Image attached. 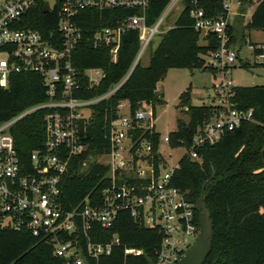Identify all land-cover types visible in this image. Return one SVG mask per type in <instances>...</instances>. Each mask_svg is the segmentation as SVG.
<instances>
[{
	"label": "built area",
	"instance_id": "obj_1",
	"mask_svg": "<svg viewBox=\"0 0 264 264\" xmlns=\"http://www.w3.org/2000/svg\"><path fill=\"white\" fill-rule=\"evenodd\" d=\"M207 1L185 3L194 28L219 41L216 50L205 56L206 64L223 74L214 83L218 112L198 128L189 146L174 147L171 131L163 135L157 130L152 103L143 101L134 112L129 107V113L122 115V101L119 116L111 122L105 136L107 149L80 163L83 171L102 165L100 183L69 209L63 198V181L72 161L90 148L85 139L95 112L93 105L114 93L130 75L129 72L102 95L77 96L84 76L89 87L99 85L106 76L101 68H86L83 73L74 64L73 52L86 36L81 12L124 10L115 24L96 29L87 40L94 48L108 47L116 61L123 34L136 30L141 47L135 62L160 32L166 13L148 25L150 0H0V87L7 88L15 74L34 73L41 76L47 95V100L0 124V227L27 230L38 241L51 245L64 264H84L81 250L88 260L91 257L97 261L119 247H123L126 257L143 255L142 248L123 244L118 233L106 241L96 240L95 226L111 230L119 215L127 212L136 221L161 230L162 239L153 264H179L200 232L196 202L188 198L187 190L172 182L181 158L187 154L202 163L199 148L215 144L225 133L254 120L253 108H238L232 101L236 85L227 75L237 59L230 25L242 14L240 1L237 0L239 7L233 11L232 0H220L223 14L219 16H209ZM176 2H182L185 8L184 0ZM45 3L49 4L48 12H43ZM39 9L44 14L54 13L57 26L48 30L33 27ZM256 46L264 48L263 43ZM39 109L45 110L43 144L24 157L10 129L16 121ZM156 131L160 137L155 151ZM180 148L184 155L177 161L171 160Z\"/></svg>",
	"mask_w": 264,
	"mask_h": 264
},
{
	"label": "trees",
	"instance_id": "obj_2",
	"mask_svg": "<svg viewBox=\"0 0 264 264\" xmlns=\"http://www.w3.org/2000/svg\"><path fill=\"white\" fill-rule=\"evenodd\" d=\"M169 0H150L147 24L153 25L165 10ZM240 11L246 13L255 2L250 19L240 23L244 34L249 30L264 32V0H239ZM186 0H184V3ZM209 16L223 14L220 0H208ZM122 9L85 10L81 12V25L85 37L73 52L75 66L84 73L86 68L98 67L106 73L97 86L89 87L87 77L78 97L92 98L108 92L131 70L140 51L141 43L136 30H127L122 36L118 58L112 60L108 47L94 48L87 37L98 28L115 24L124 15ZM238 18V17H237ZM54 13L44 14L39 9L33 27L48 30L57 26ZM48 26V27H47ZM234 25H230V33ZM203 41H200V37ZM233 40V36H232ZM219 41L196 30L185 8L177 17L173 27L161 34V40L153 48L148 65L138 63L126 81L114 93L93 105L94 116L86 132L90 148L82 157L72 161L62 186L65 206L71 209L99 185L104 172L102 165L89 171L81 170V162L91 154L107 149L106 133L111 122L118 118V106L128 101L135 111L143 101L157 105L166 103L164 95L157 93L168 68L200 69L217 73V69L206 64L205 56L216 50ZM264 44V42H263ZM254 54L264 56V48L254 44ZM248 65L247 63H245ZM264 67V58L260 63ZM47 100L46 89L39 74H15L7 88L0 87V124L10 120L24 109ZM232 101L238 108L254 109V120L245 121L233 131L225 133L215 144L199 148L202 163L184 155L175 172L173 184L188 191V198L196 202L202 192L214 235L212 250L203 264H264V84L235 86ZM180 105L186 107L189 120H177V127L170 132L171 145L189 146L198 128L218 112L219 106L212 103L192 104L191 93L181 96ZM45 110H36L16 121L10 131L15 138L19 153L27 157L43 144ZM160 133H154V150H157ZM156 160L159 161L157 156ZM204 184L206 186L204 187ZM97 241L111 239L118 233L123 244L142 248L150 259L155 260L162 232L136 221L129 213H122L111 230L100 226L93 228ZM0 264H64L56 256L53 247L38 241L27 230L0 227ZM89 264H148L143 255H124L123 247L116 248L109 256L99 261L89 257Z\"/></svg>",
	"mask_w": 264,
	"mask_h": 264
},
{
	"label": "rangeland",
	"instance_id": "obj_3",
	"mask_svg": "<svg viewBox=\"0 0 264 264\" xmlns=\"http://www.w3.org/2000/svg\"><path fill=\"white\" fill-rule=\"evenodd\" d=\"M232 4L233 11H236L239 7V2L232 0ZM165 7L162 14L166 13V15L160 26V32L156 34L140 58L143 65L149 64L151 51L161 40V34L173 27L183 9L182 2L177 3L176 0H169ZM255 7L256 4L254 2L247 10L246 16L243 12L242 14L240 13L237 18L239 19L238 21L242 22V19L245 18V22H247ZM234 22L231 34L235 43L234 50L237 53V59L234 65L229 68L228 78L233 80V84L236 86L264 84V67L255 65V63H260L262 59L255 56L251 47V45L257 43L259 45L261 44L260 42L264 41V32L262 30H249L245 28L244 34H242L244 28H242L240 23ZM200 41L204 42L202 36L200 37ZM222 77V73L214 74L211 71H202L200 69L168 68L164 79L158 82L157 85V93L164 95L166 101L164 104L157 105L155 109L157 130L164 135L176 129L179 118L183 121L189 120V114L185 111L186 107L180 105L181 96L185 92L191 93V103L194 105L217 101V89L214 87V83ZM129 107L128 101H124V106L120 108V113L127 115ZM184 153L185 151L182 148L175 150L171 160H179Z\"/></svg>",
	"mask_w": 264,
	"mask_h": 264
},
{
	"label": "water",
	"instance_id": "obj_4",
	"mask_svg": "<svg viewBox=\"0 0 264 264\" xmlns=\"http://www.w3.org/2000/svg\"><path fill=\"white\" fill-rule=\"evenodd\" d=\"M48 10L49 4L45 3L43 7V12H48ZM137 63L138 62L134 63L130 73L132 72ZM262 157L264 160V149L262 150ZM205 186L206 184H204V187ZM196 208L199 212L200 232L194 243L182 255L179 264H203L212 250L214 227L210 218V211L206 206L204 192H202L199 198L197 199ZM81 254L84 259V264H89V260L84 254L83 250H81ZM143 256L145 257L148 264H153V260L149 258L146 252H143Z\"/></svg>",
	"mask_w": 264,
	"mask_h": 264
},
{
	"label": "crops",
	"instance_id": "obj_5",
	"mask_svg": "<svg viewBox=\"0 0 264 264\" xmlns=\"http://www.w3.org/2000/svg\"><path fill=\"white\" fill-rule=\"evenodd\" d=\"M264 41L260 42V43H263ZM258 44V43H257Z\"/></svg>",
	"mask_w": 264,
	"mask_h": 264
}]
</instances>
